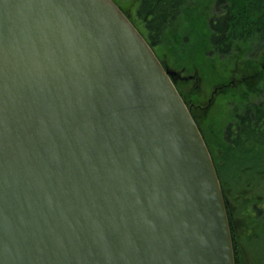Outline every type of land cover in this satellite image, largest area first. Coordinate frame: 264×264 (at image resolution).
Masks as SVG:
<instances>
[{"label":"water","instance_id":"obj_1","mask_svg":"<svg viewBox=\"0 0 264 264\" xmlns=\"http://www.w3.org/2000/svg\"><path fill=\"white\" fill-rule=\"evenodd\" d=\"M173 76L113 0H0V264H235Z\"/></svg>","mask_w":264,"mask_h":264},{"label":"flooded vegetation","instance_id":"obj_2","mask_svg":"<svg viewBox=\"0 0 264 264\" xmlns=\"http://www.w3.org/2000/svg\"><path fill=\"white\" fill-rule=\"evenodd\" d=\"M247 2L250 5L253 3L251 0ZM229 5V0H225L222 7H219L218 16L212 17L208 22L210 36L213 35L211 23L220 16L230 13L226 8ZM251 37L253 50L260 52L261 62L260 71L253 75L238 77V74H235L234 79L222 81V76L218 78L219 81L216 77L208 89L202 87L196 68L191 74L175 75L172 79L214 157L227 209L234 252H237L238 260H241L239 264H264V140L259 137L255 143H245L246 150L254 151L255 155L239 167L226 155L222 159L217 158L223 152L238 151L239 146L235 144L234 139L241 133L240 128L248 126L244 119L251 104L254 106L252 114L255 117L257 133L264 135V50H260V42L256 43L262 40L259 30L249 31L247 38ZM209 38L211 48L214 50L211 37ZM158 58L162 62L159 56ZM162 64L166 67L163 62ZM247 79L251 80L249 82L254 84L253 88L256 91L252 102L239 98V85H243ZM227 101L232 103V108L225 114L224 104ZM219 107L222 109L219 110Z\"/></svg>","mask_w":264,"mask_h":264},{"label":"rangeland","instance_id":"obj_3","mask_svg":"<svg viewBox=\"0 0 264 264\" xmlns=\"http://www.w3.org/2000/svg\"><path fill=\"white\" fill-rule=\"evenodd\" d=\"M115 1L130 16L135 25L145 33L143 25L136 17V10L140 0ZM218 10L215 0L190 1L183 13V17L177 20V27H173L171 32H169L165 43L155 47V52L166 65V69L172 71L174 76L191 74L196 68L204 89H208V86L216 77L217 81L220 80L218 79L220 76H222L221 81L231 80V78H235L233 76L235 74H238V77H248L256 71H260V52L257 53L253 50L252 41L251 43L240 42L232 44L229 55H215L216 51L212 50L210 45L211 30L208 22L212 17L218 16ZM181 27L184 29H181ZM259 46L261 51L264 50V43L260 42ZM249 81L251 80L247 79L243 85H239V98L246 102L249 100L252 102L256 94L255 88H253L254 84ZM231 108L232 103L230 101L225 102L224 113L231 111ZM221 109L219 107V110Z\"/></svg>","mask_w":264,"mask_h":264},{"label":"trees","instance_id":"obj_4","mask_svg":"<svg viewBox=\"0 0 264 264\" xmlns=\"http://www.w3.org/2000/svg\"><path fill=\"white\" fill-rule=\"evenodd\" d=\"M190 1L192 0H140L136 10V17L144 27L145 33L143 31L141 32L151 47L155 49V47L165 43L169 32H171L173 27H177V20L183 17V13ZM215 1L218 8L220 6L222 7L225 2V0ZM251 2L253 3L250 5L247 0H229L230 5L226 8L229 9L230 13H227L223 17L220 16L214 23H211L213 35L210 37L211 44L216 51L215 55H229L231 46L234 43L253 42V37L247 38L249 31L259 30L262 40L258 41V43H264V0H251ZM118 6L120 5L118 4ZM182 27L181 29L185 28ZM252 113H254L253 104L249 106L244 119V122L248 123V126L240 128L241 133L234 139L235 144L239 146L238 151L223 152L217 158L222 159L226 155L239 167V165H243L251 159L252 155H255L254 151L246 150L245 143H255V140L259 137L264 140V135L257 133L256 123L254 121L255 117ZM213 161L215 164L214 159ZM240 261L235 251L236 264H239Z\"/></svg>","mask_w":264,"mask_h":264}]
</instances>
